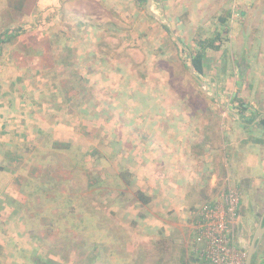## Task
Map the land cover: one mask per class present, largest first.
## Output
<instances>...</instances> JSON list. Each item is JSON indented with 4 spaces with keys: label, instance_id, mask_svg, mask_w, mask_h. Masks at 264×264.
<instances>
[{
    "label": "rangeland",
    "instance_id": "obj_1",
    "mask_svg": "<svg viewBox=\"0 0 264 264\" xmlns=\"http://www.w3.org/2000/svg\"><path fill=\"white\" fill-rule=\"evenodd\" d=\"M180 1L182 11L178 16L175 0H155L153 12L160 15L162 21L157 19L156 22L147 18L145 6L138 0H115L113 4L120 5L119 10L104 11V20L100 23L106 33L96 40L102 41L100 53L60 52L58 58L53 53L52 60L57 58L56 66H60L57 68H18L15 63L20 60L16 49L29 38H10V33L6 32L14 30L7 31L0 26V221L18 207L34 251L31 254L21 250L20 260L2 259L0 264H189L192 254H196L189 236V217L193 211L187 213L188 220L186 215H180L178 227L168 225L151 229L147 224L154 214L160 216L158 212L151 213L153 206H160L159 203L152 199L149 206L150 203L142 204L136 198L137 192L143 196L139 189L149 186L147 183L136 184L125 174L124 180L127 183L131 180L134 185L130 190L125 189L132 192L131 199L126 196L128 194L121 195L127 197L126 203L133 208L131 213L127 210L126 218L131 228L116 227L123 220L97 206V195L103 185L100 175L107 177V169L112 168V159H116L119 152L118 148H113L114 139L121 135L119 142L128 144V136L124 139L123 133L135 134L133 126L131 132L128 129L130 122L136 120L134 123L142 126L152 119L155 121L156 116L146 112V103L148 111L161 107L171 110L216 107L209 99L211 89L214 88V95L223 93L229 100L238 89L236 83L240 84V78L244 79L239 76L254 69L246 67L248 62L264 50V2H254L255 7L250 11L252 0H247L246 13L241 16L243 7L237 6L239 0H231L233 16L221 25V32H226L223 50L205 54L203 75L191 72L189 51L196 50L197 40L213 38V26H219L221 21L195 19L193 13L184 12L189 7L192 10L198 8L199 0ZM207 13L211 15L210 11ZM187 16L189 19H184ZM163 22L170 29L162 27ZM110 23H114V27ZM200 24L204 28H200ZM90 30L94 35L95 30ZM51 40L53 45L59 46L64 45L63 41H78L82 45L84 41L87 45L88 39L61 37ZM173 41L185 49L186 54H180ZM90 47L94 50V44ZM20 55L30 58L33 53L22 52ZM88 56L93 60L100 57L99 62L105 59L106 66L99 72L95 68L87 69L84 64L89 63L86 61ZM66 57L70 58L74 68L63 66ZM108 58L119 62L109 67ZM88 70L98 76L97 80L94 76L91 78L92 83L85 82L89 78ZM250 75L254 76L251 80L246 78L250 88L264 92V81L257 80V69ZM209 77L219 79L220 86L208 85ZM200 82H204L203 85ZM130 90L135 93L129 94ZM162 99L165 101L159 103ZM256 102H260L259 97L252 105L258 104ZM158 113L160 111L155 114ZM51 116L58 122H66L68 130L74 129L71 132L73 138L65 137L68 133L64 129L56 133L58 140L65 133L62 139L65 137L64 142L68 145H62L61 149L52 146L53 133L45 129L44 124ZM133 139L131 149L122 147L123 159H128L129 150L135 157L144 155L143 143L136 147L140 138ZM20 159H25V164ZM249 174L259 177V172L252 174L249 170ZM22 176L28 181L24 190L19 188V183H23ZM234 176L236 178L233 177L230 184L238 187L240 195L239 214L247 254L252 235L264 215V189H252L258 186L257 179L249 187L242 184L236 174ZM223 185L232 187L227 182ZM108 191L112 199L111 186ZM42 196L45 200L48 196V201L40 204L42 199L37 197ZM143 197L145 200L146 196ZM33 201L40 204L39 211L34 212ZM262 253L264 235L254 253L258 256L257 264H263Z\"/></svg>",
    "mask_w": 264,
    "mask_h": 264
},
{
    "label": "crops",
    "instance_id": "obj_2",
    "mask_svg": "<svg viewBox=\"0 0 264 264\" xmlns=\"http://www.w3.org/2000/svg\"><path fill=\"white\" fill-rule=\"evenodd\" d=\"M114 1L115 0H0V26L7 31L11 29L14 30L9 31L10 38L14 36L18 38H29L22 41L24 44L22 47L16 49V51H19L18 60H20L15 63L16 66L18 68L27 69H37L40 67L57 68L60 67L56 66V62L58 61L57 55L60 52H74L75 55L83 53V51L87 53L90 51L100 53L99 45L102 44V41L100 39L98 41L96 40L98 37L101 38L102 35L104 36L106 34L100 23L104 20V11L119 10L120 5L114 6ZM154 1L152 0L150 5V11H152V13H154V6L152 7ZM178 1L179 0H175L174 5L176 6L175 12H177L176 14L179 16L182 11V4L181 1L180 3ZM240 1L244 2L241 3ZM246 1L247 0H239V2H237L238 7H243L241 16H244L246 13ZM254 2L263 4L262 2H264V0H252L249 4L250 11H252V7H255ZM230 3L231 0H199V5H197L198 8L192 10L189 7L185 9L184 13L187 14L191 12L194 14L193 17L195 19L201 20L228 19L229 16H233V8ZM164 8L165 6L162 4V10ZM207 11H210L211 15H209ZM145 14L148 19H154L157 22L156 17L150 16L149 13H147L146 6ZM154 14H156L159 18L158 20L161 21V16L157 13ZM178 16L174 17V19H177ZM187 17L188 18L184 17V19H189V16ZM109 25L114 27V23H110ZM161 25L166 26L168 24L163 22ZM199 26H201L200 28H204L203 24ZM213 28H215V31L217 28L222 30L221 26H213ZM90 29L95 30L94 35H92ZM247 29L248 28H246V30ZM86 30H88L87 34H85ZM61 37H80V41H83L84 37H86L88 39L87 45H85L86 42L84 41L83 43L85 46L81 44L82 42L79 43L78 41H63L64 45L59 46L52 44L51 38L58 39ZM93 44L94 50L90 47ZM22 52H32L33 55L30 56V58H23L20 55ZM53 53L54 56H57L54 60H52L54 57ZM263 55L264 50H262V54L258 52V54L255 55V60L248 62L246 67H253L254 69H248L245 75L241 74L239 76H244V79L240 78V84L239 82L236 83L238 89L234 94L232 93L229 100L223 93L214 95V88H212L209 99L210 101L213 100L212 102L215 103L216 107L207 106L196 109L182 107L176 110H171L169 109L170 107L161 109V107L158 108L159 110L150 111V109L148 111L149 106L148 103H146V112L155 115V121H153L154 119H149L150 121L148 120L149 122H146L144 125L142 124V126H137V123H134L136 120L130 122L128 129L131 132L130 127L133 126L135 134L126 135L123 133L124 139L128 136V144H121L119 142L121 141V135L117 139H114L113 148H118L119 152L116 155V159H112V168L109 167V169H107V177H105L104 174V176L100 175L99 180L103 185L102 191L98 192L97 195L99 198L97 206L98 209L101 206L102 210L115 213L116 217L123 220L120 221L118 223L120 225H116V227L131 228L130 221L126 222V218L127 210L131 213L133 208L130 207L129 202L126 203V198L129 197L131 199L132 192L125 190H130L132 186L134 187L131 180H135L136 184L137 182H144V184L147 183L149 185L144 189L139 187L141 185H137L143 196H146V204L150 203L148 205L151 206V201L153 199L161 206L155 205L151 210V213L153 211L160 214V216L154 214L153 219L147 223L151 229L168 225L174 227L180 226L181 214L186 215L187 218L189 217L187 213L190 214L192 211L196 210L200 204L205 201H212L216 197L218 189L225 184V182L232 186L230 183L233 177H235L234 174L239 177L242 184H246L249 187L255 183L257 179L258 186L252 189H264V126L260 122L264 119V92L252 90L250 88V83L246 80V78H250V80L252 78L254 79V76L252 77L250 74L256 73L257 69V73H259V75H257V80L264 81ZM99 58L93 60L89 56L86 57V61L89 60V63L87 62L84 64V67L87 69L95 68L96 72H99L102 67L106 66L104 63L105 59H103V62H99ZM69 59V57L64 59L65 64L63 66L65 68H74L75 66ZM92 61H95V63ZM107 62L109 67H114L115 63L119 61L108 58ZM203 63L205 65V61ZM259 69H261V72H259ZM88 74L90 79L87 77L88 80L85 82L92 83L91 78L94 76V71L88 70ZM94 77H96L97 80L98 76L95 75ZM72 81L70 82L73 83ZM211 83L216 85V88L220 86L219 79L216 80V78L209 77L208 85H211ZM262 91H264V88H262ZM134 93L131 90L129 91V94ZM257 97H259L260 102H256L258 104L252 105ZM237 99L242 101L243 109L237 107ZM164 101L165 100L162 99L159 103H163ZM129 109L131 110V107H129ZM157 111H160L158 115L155 114ZM146 117L148 116L146 115ZM50 118L51 119L44 125L46 130L49 129V131L51 130L53 133L52 146L56 147V149H61L60 147L62 145L66 147L68 143L66 142V144L64 142V138L67 136L73 138L71 132H73L74 129L68 130L69 125L66 122H58L57 118L55 120L53 116ZM34 123L32 125H34ZM62 129H64L68 135L64 133L60 137L61 139L58 140L55 135L57 132H63ZM41 130L46 131L43 128H41ZM64 135L65 137L62 139ZM76 137L77 134L75 135V138ZM137 137L140 138V140L136 144V147L143 143L145 148L143 152L144 155L135 157L131 153V150H129L127 153L128 159H123L124 151H122V147L131 149V143L134 142L133 138L137 139ZM138 159H140V161H138ZM40 160L42 163V159ZM45 161L46 160H44L43 163ZM104 161L103 159V167L105 166ZM20 162L25 164L26 161L25 159H20ZM31 164L32 163H29V166H31ZM134 164L135 166H133ZM202 170L206 172L204 173ZM249 170L252 174L254 172H259V177L249 174ZM125 174L131 178L128 183L124 180ZM18 175L20 176V174ZM22 178L23 183H19V188L24 190L28 181L25 177L22 176ZM14 179H16V177L13 178V180ZM17 179L18 182H20L18 177ZM145 180L147 182H145ZM110 186L113 189V195H111L112 199H110V193L108 191ZM232 187L238 188L237 186ZM106 190L107 192L105 193ZM122 194L128 195H126L127 197H121ZM47 195L51 196L50 194ZM18 196L20 197L19 193ZM48 196L47 200L44 199L45 196H42V198L37 197L39 200L42 199V203L40 204L46 203L48 201ZM17 199L18 197L15 199L16 203ZM149 199L151 200L149 201ZM26 200L28 199H25V201ZM132 200L134 203L136 202V200ZM40 204H36L34 201L31 203L34 212L40 210L38 208ZM164 206L165 208H163ZM16 210L13 209L9 214L2 212L5 213L7 217L0 221V251L2 252V254H0V260H20L21 250L30 252L31 254L34 253L30 245V233L27 232L23 224L24 220L22 221L24 216L18 214V207H16ZM166 212L169 214L166 215ZM186 220H188V218Z\"/></svg>",
    "mask_w": 264,
    "mask_h": 264
},
{
    "label": "built area",
    "instance_id": "obj_3",
    "mask_svg": "<svg viewBox=\"0 0 264 264\" xmlns=\"http://www.w3.org/2000/svg\"><path fill=\"white\" fill-rule=\"evenodd\" d=\"M239 204L238 189L223 185L212 201H205L192 212L189 236L195 255L205 264H244Z\"/></svg>",
    "mask_w": 264,
    "mask_h": 264
},
{
    "label": "trees",
    "instance_id": "obj_4",
    "mask_svg": "<svg viewBox=\"0 0 264 264\" xmlns=\"http://www.w3.org/2000/svg\"><path fill=\"white\" fill-rule=\"evenodd\" d=\"M138 3L141 4L142 6H146V0H138ZM221 21V25L224 26V23H225V19H220ZM162 27H165L167 30L168 28L163 25ZM6 32V31H5ZM6 33H9V32H6ZM226 32H221V30L217 29L214 33V37L213 38H210V39H205V40H202V39H199L196 41V50L194 51H189L190 55H189V63H190V67H192V70L198 74V75H203V61L205 59V54L208 52V51H221L223 49H221L222 47V42H224V36H225ZM173 44L174 46L176 47V49L181 53L183 54H186V50L181 48L180 46H178L176 44L175 41H173ZM187 69L189 70V67H187ZM236 105L238 108H242L243 109V103L241 100H236ZM261 124L264 126V119H262L261 121ZM136 198L142 203H146V199L144 200V197L139 193L137 192V195H136ZM263 222H264V219H263ZM193 257H191L188 261L189 264H205L198 256H196L195 254H192ZM257 254L256 255H253L252 257V262L251 264H257ZM263 259H264V256H262ZM202 261V263H200V261ZM259 262V261H258Z\"/></svg>",
    "mask_w": 264,
    "mask_h": 264
},
{
    "label": "water",
    "instance_id": "obj_5",
    "mask_svg": "<svg viewBox=\"0 0 264 264\" xmlns=\"http://www.w3.org/2000/svg\"><path fill=\"white\" fill-rule=\"evenodd\" d=\"M146 7H147V13H149L150 16H153V17H156L157 19L158 16L154 13H152V11H150V5H151V2L152 0H146ZM192 67H191V72H192ZM194 78H196L195 76H193ZM201 85H203L202 82H200ZM264 217V215H263ZM262 217V218H263ZM261 218V220L259 221L258 223V226L256 227L253 235H252V238H251V241H250V245H249V248L247 250V254H246V258H245V262L244 264H251L252 262V257L254 255V253L256 252V249H257V246L259 244V242L261 241L263 235H264V222H263V219Z\"/></svg>",
    "mask_w": 264,
    "mask_h": 264
},
{
    "label": "flooded vegetation",
    "instance_id": "obj_6",
    "mask_svg": "<svg viewBox=\"0 0 264 264\" xmlns=\"http://www.w3.org/2000/svg\"><path fill=\"white\" fill-rule=\"evenodd\" d=\"M240 236H241V242H243V236H244V229L243 228H241L240 229ZM261 256H264V253H262V255ZM261 261V260H260ZM262 263L264 264V259H263V257H262Z\"/></svg>",
    "mask_w": 264,
    "mask_h": 264
}]
</instances>
